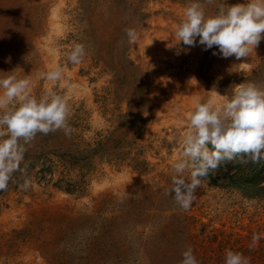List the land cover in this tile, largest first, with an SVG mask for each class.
I'll list each match as a JSON object with an SVG mask.
<instances>
[{"label":"rangeland","instance_id":"obj_1","mask_svg":"<svg viewBox=\"0 0 264 264\" xmlns=\"http://www.w3.org/2000/svg\"><path fill=\"white\" fill-rule=\"evenodd\" d=\"M189 2L0 0V76H31L37 98L54 87L85 143L106 138L102 156L79 166L86 159L70 165L55 154L56 132L37 134L21 165L26 173L0 191V264H180L189 247L199 264H224L227 250L264 264V195L202 178L185 211L165 194L195 102L220 107L217 94L240 83L264 88V39L241 60L213 55L216 46L178 43L175 26ZM245 2L201 0L206 16ZM128 28L138 34L135 45ZM77 43L85 56L72 64L67 53ZM56 66L63 77L55 86L37 79ZM70 179L78 190H65Z\"/></svg>","mask_w":264,"mask_h":264},{"label":"clouds","instance_id":"obj_2","mask_svg":"<svg viewBox=\"0 0 264 264\" xmlns=\"http://www.w3.org/2000/svg\"><path fill=\"white\" fill-rule=\"evenodd\" d=\"M206 3H214V0H206ZM183 16L175 26L178 43L189 47L198 43L204 50L216 46L219 52L213 55L222 58H248L264 39V0H246L231 6L224 3L211 16H206L201 0H190ZM125 34L128 43L135 45L136 30L128 28ZM84 56V45L77 43L67 53V61L79 64ZM62 77L60 66L37 74V79L47 80L53 86ZM32 83L29 75L24 78L0 76V191L7 190L15 173H26V167L21 165L37 134L62 130L70 135L72 132L67 100L54 87L37 98L32 94ZM217 95L224 98L222 106L215 107L211 101H196L187 114L190 130L182 139L181 157L172 164L175 175L165 194L185 211L195 201L201 179L222 162L264 160V88L253 82L240 83L232 87L230 95ZM186 171L190 179L185 178ZM21 187L27 190L30 181L25 180ZM259 239V235L254 234L253 245ZM181 257L180 264H199L190 247L182 251ZM224 264H249V261L242 253L227 250Z\"/></svg>","mask_w":264,"mask_h":264},{"label":"trees","instance_id":"obj_3","mask_svg":"<svg viewBox=\"0 0 264 264\" xmlns=\"http://www.w3.org/2000/svg\"><path fill=\"white\" fill-rule=\"evenodd\" d=\"M68 123L72 128L70 135H65L62 130L56 132L57 137L62 139V141H60V144L59 142L56 143L57 146L54 148L55 154L62 163L74 165L78 160L86 159L79 166L91 165L92 159L96 154L102 156L105 152V136L98 134V139L93 143H85L76 132V123L70 120H68ZM132 143L128 142L125 146L129 147V149L125 152L119 151L120 153L117 154L116 158L120 161L125 160L132 149ZM82 145H84L83 148ZM130 160L133 161L131 164L133 168L146 171V167H142V164L146 163L145 161H138L136 158H131ZM204 178L220 186L238 188L249 196H262L264 195V160H261L259 163H241L239 160L222 162L214 172H210ZM60 181L63 182V180ZM67 184L69 186L65 187L67 191L78 190L79 188L78 182L72 179Z\"/></svg>","mask_w":264,"mask_h":264}]
</instances>
